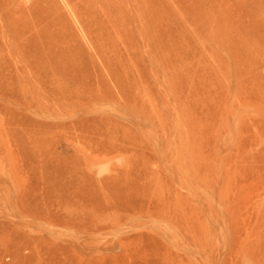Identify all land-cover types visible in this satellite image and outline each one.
Masks as SVG:
<instances>
[{"label": "rangeland", "instance_id": "1", "mask_svg": "<svg viewBox=\"0 0 264 264\" xmlns=\"http://www.w3.org/2000/svg\"><path fill=\"white\" fill-rule=\"evenodd\" d=\"M127 1L0 0V264H264V0Z\"/></svg>", "mask_w": 264, "mask_h": 264}, {"label": "bare ground", "instance_id": "2", "mask_svg": "<svg viewBox=\"0 0 264 264\" xmlns=\"http://www.w3.org/2000/svg\"><path fill=\"white\" fill-rule=\"evenodd\" d=\"M126 1L127 0H88V11L85 14L90 24H93L92 28L100 30L102 33H118L119 36H121L122 33H127L123 25V17L125 13L124 7ZM152 2V0L127 1L128 7L130 4L132 9L137 11L139 10L141 12V16L145 21V26L143 25V27L145 28L146 33L154 30L153 15L151 14L152 12L150 11V8H148ZM106 48L108 49L107 44ZM102 51L107 55L106 49L105 51L102 49ZM104 53L100 54L104 59H106V61H108ZM108 58L110 59L109 56Z\"/></svg>", "mask_w": 264, "mask_h": 264}]
</instances>
